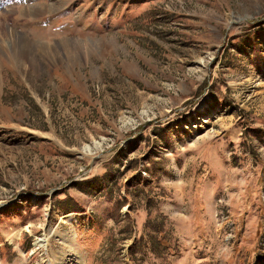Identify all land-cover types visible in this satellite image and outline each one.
<instances>
[{
	"label": "rangeland",
	"instance_id": "obj_1",
	"mask_svg": "<svg viewBox=\"0 0 264 264\" xmlns=\"http://www.w3.org/2000/svg\"><path fill=\"white\" fill-rule=\"evenodd\" d=\"M76 256L264 264V0H0V264Z\"/></svg>",
	"mask_w": 264,
	"mask_h": 264
},
{
	"label": "bare ground",
	"instance_id": "obj_2",
	"mask_svg": "<svg viewBox=\"0 0 264 264\" xmlns=\"http://www.w3.org/2000/svg\"><path fill=\"white\" fill-rule=\"evenodd\" d=\"M68 49V48H67ZM99 147V144L98 143H95L94 145V148L97 149ZM84 151L87 153V152H91L92 151V147L90 146H87V147H84ZM38 244H43V241H38ZM76 259H77V264H81V261H79L78 257L76 256Z\"/></svg>",
	"mask_w": 264,
	"mask_h": 264
},
{
	"label": "trees",
	"instance_id": "obj_3",
	"mask_svg": "<svg viewBox=\"0 0 264 264\" xmlns=\"http://www.w3.org/2000/svg\"><path fill=\"white\" fill-rule=\"evenodd\" d=\"M154 246H156V245L154 244ZM153 250H154V252H155V253H157V251H156V249H155V248H154Z\"/></svg>",
	"mask_w": 264,
	"mask_h": 264
}]
</instances>
